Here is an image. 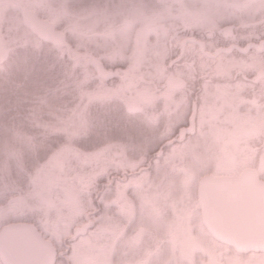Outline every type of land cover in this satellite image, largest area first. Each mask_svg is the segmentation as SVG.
<instances>
[{
  "label": "clouds",
  "instance_id": "clouds-1",
  "mask_svg": "<svg viewBox=\"0 0 264 264\" xmlns=\"http://www.w3.org/2000/svg\"><path fill=\"white\" fill-rule=\"evenodd\" d=\"M26 6L0 3V236L31 226L53 264L85 247L126 264L135 220L123 196L138 213L146 190L178 181L174 150L210 142L209 107L256 80L264 0H47L46 31L19 19ZM17 130L41 146L23 168L7 147ZM53 157L64 179L46 190L38 169Z\"/></svg>",
  "mask_w": 264,
  "mask_h": 264
},
{
  "label": "rangeland",
  "instance_id": "rangeland-1",
  "mask_svg": "<svg viewBox=\"0 0 264 264\" xmlns=\"http://www.w3.org/2000/svg\"><path fill=\"white\" fill-rule=\"evenodd\" d=\"M0 3H10L16 5H27L20 9L19 19L21 20V16L23 14V9H28L30 11L35 12L37 15L41 11L49 12L52 19L48 20L51 25L55 22L56 11L54 9H48L46 7L47 0H0ZM39 16V15H38ZM8 23V21L4 18L3 14L0 13V25H4ZM85 37L89 35V32L86 30L82 33ZM106 36L114 35L111 26L109 28V32L105 34ZM86 59H95L90 54H85ZM252 69L256 72L260 69L264 70V52L261 55H258L253 59ZM263 82L264 81H260ZM264 91V90H263ZM237 94H227L224 95L221 99L217 100L214 105H211L207 111L206 115V123L210 130L211 141L206 142V144L202 147L199 144H188L181 146L175 149L178 153H180V157H176V165L178 166V170L180 166H186L187 161L184 163L181 162V158H186L187 154L189 155V171L193 175L194 181L198 179L199 176L203 175L208 171H212L214 173L219 172H234L236 171V165L238 166H248L252 164L256 159L255 154L251 152L253 151V143L251 136L247 135L242 137L241 140L236 141L235 135L238 134V128L240 125L249 126L250 118L253 117L257 121V125L259 126L263 121L261 129H264V117L261 115L258 116H249L248 113H252L248 107H252L255 109V105L253 103L244 108H239L241 105L237 102ZM248 97V96H245ZM250 98V97H248ZM264 94H260L257 97V100L260 103H263ZM247 101V99L245 100ZM243 102L246 104V102ZM264 107V106H263ZM249 134V133H248ZM17 137V142L8 145L9 152L14 155L17 160L19 166L23 168L26 164L27 159L30 158H39V153L41 150V146L36 144L33 139L23 133L21 130H17L15 133ZM243 143V144H242ZM251 147V150H250ZM236 151L237 157H235V161L233 163H229L230 160L233 159L232 156ZM252 153V155H250ZM264 156V155H263ZM262 157V156H261ZM261 158H259V162ZM264 161V158L262 159ZM241 162V165H240ZM175 165V166H176ZM261 166H264V162H261ZM65 168V159L53 157L48 161L47 164L43 165L40 169H38L37 178L40 180L41 184L44 186L46 190L55 188L57 185L63 182V177L60 175ZM239 170V169H238ZM260 172L264 175V170L260 168ZM188 171V172H189ZM179 180L172 179L168 181V185L165 189H150L146 190L141 196V204L143 201L150 202V200L161 201L164 199H174L173 202L177 203H186L187 209H189V199L186 196L187 190L185 188V178L187 176L186 173H178ZM137 181H140V178H136ZM179 185V186H177ZM64 191L71 199L73 188L71 185L66 184L64 187ZM171 192V193H170ZM149 200V201H148ZM116 228L119 229V234L121 236V225H115ZM128 239V238H127ZM127 243V240H126ZM131 248L129 251L131 252V256H135L138 252V244L136 241L132 242ZM128 246V244H127ZM90 247L83 248L77 255L72 257L73 264H80L86 262L90 263L89 256ZM126 255V254H125ZM213 254H211L212 256ZM96 256L97 264H106L108 261V256L98 255ZM93 260V258H92ZM132 262H137V258L135 257ZM168 262V261H165ZM163 262V264H166ZM180 264V261L177 262L171 260V263ZM154 262L151 261V264ZM156 263V262H155ZM264 264V254L252 255L248 254L247 256L236 257L235 255L227 256L226 264Z\"/></svg>",
  "mask_w": 264,
  "mask_h": 264
},
{
  "label": "flooded vegetation",
  "instance_id": "flooded-vegetation-1",
  "mask_svg": "<svg viewBox=\"0 0 264 264\" xmlns=\"http://www.w3.org/2000/svg\"><path fill=\"white\" fill-rule=\"evenodd\" d=\"M239 3H243V0H238ZM26 9H23V12ZM264 50L261 51L263 53ZM260 71H264L262 69L256 71V80L251 84H244L241 86V90L236 93L237 104L239 103L241 107L247 106L248 103H254L255 109L252 107H248L252 113H248L249 116H258L261 115L264 117V101L260 103L257 100V97L260 94H264V89L261 88V85L264 81V75L259 74ZM248 96V97H245ZM247 99V101H245ZM264 100V99H263ZM246 102L243 103V102ZM258 126L255 118H250L249 126L240 125L238 128V134L235 135V140H241L242 137L247 135L253 138L252 145L257 144L259 142H264V129L260 127L263 124V121ZM249 133V134H248ZM243 144V143H242ZM251 150V147H250ZM253 154H255L256 159L251 165L248 166H234L236 167V171L232 172H206L204 174H210L211 176H229V177H237L241 172L245 170H254L257 172L259 178L264 180V175L260 172V168L264 170V166H261L262 159L264 158V152H260L257 148L253 147ZM236 151L233 155L232 160L229 163H233L235 161ZM252 155V153L250 154ZM172 159L176 161V157H180V153L176 150L171 154ZM186 158H181V162L187 163V165L180 166L178 170V166H174V171L178 173H186L187 176L185 178V188L187 190V197L189 201V209H187L186 203H175L174 199L168 198L161 201L150 200V202L143 201V204L140 203L139 212L137 213L135 206L132 204L127 196H123L122 198V207L126 210L131 209L129 224L133 220H135V227L132 229L131 234L127 236V248H131L132 242L136 241L138 244L137 254L135 256H129L126 260V264H174L171 263V260H175L176 262L181 257L183 259H190L192 264H226L227 256L235 255L236 257L247 256L248 254L258 255L264 254V252H247V253H239L235 251L231 246L221 243L215 240L205 229L202 221L201 215L199 212V207L196 201V185L197 180L194 181L193 175L189 171L191 167H189V155H186ZM262 156V157H261ZM259 158L261 161L259 162ZM241 165V162H240ZM239 169V170H238ZM189 171V172H188ZM203 174V175H204ZM199 178V177H198ZM171 193V192H170ZM149 201V200H148ZM163 204L167 205V208L171 210V216L168 215ZM122 235H125L128 232V225H121ZM55 251V250H54ZM196 253H199V258L197 260ZM96 252L90 247L89 256L90 263L89 264H97L96 256L94 255ZM128 255V253H125ZM211 254H213L211 256ZM137 258V262H132L134 258ZM55 258V255H54ZM53 258V262H54ZM93 258V260H92ZM110 261V255L108 256V261ZM156 262V263H155ZM0 264L2 262V256L0 254ZM53 264V263H52ZM80 264H87L86 262ZM231 264V263H229Z\"/></svg>",
  "mask_w": 264,
  "mask_h": 264
},
{
  "label": "water",
  "instance_id": "water-1",
  "mask_svg": "<svg viewBox=\"0 0 264 264\" xmlns=\"http://www.w3.org/2000/svg\"><path fill=\"white\" fill-rule=\"evenodd\" d=\"M22 21L39 31L49 28L34 13L27 12ZM196 198L202 223L214 239L238 252H264V180L256 171L245 170L236 178L204 175ZM0 254L3 264H52L55 251L31 226L19 225L0 236Z\"/></svg>",
  "mask_w": 264,
  "mask_h": 264
},
{
  "label": "trees",
  "instance_id": "trees-1",
  "mask_svg": "<svg viewBox=\"0 0 264 264\" xmlns=\"http://www.w3.org/2000/svg\"><path fill=\"white\" fill-rule=\"evenodd\" d=\"M23 132V131H22ZM37 144V143H36ZM39 156V155H38Z\"/></svg>",
  "mask_w": 264,
  "mask_h": 264
}]
</instances>
